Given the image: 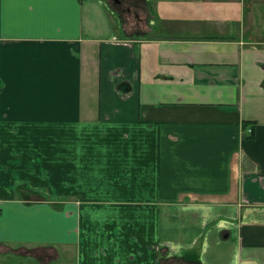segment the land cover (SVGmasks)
I'll list each match as a JSON object with an SVG mask.
<instances>
[{
  "label": "crops",
  "instance_id": "obj_1",
  "mask_svg": "<svg viewBox=\"0 0 264 264\" xmlns=\"http://www.w3.org/2000/svg\"><path fill=\"white\" fill-rule=\"evenodd\" d=\"M186 1L0 0V264H264V0Z\"/></svg>",
  "mask_w": 264,
  "mask_h": 264
},
{
  "label": "rangeland",
  "instance_id": "obj_2",
  "mask_svg": "<svg viewBox=\"0 0 264 264\" xmlns=\"http://www.w3.org/2000/svg\"><path fill=\"white\" fill-rule=\"evenodd\" d=\"M107 4L109 6L110 9V13L112 18L115 21H119L120 19L122 20L121 16H125L127 15V19H129L127 21V24L130 25L132 24L131 27L135 28V27H140V23H141V17L144 16V14L141 13L140 10V6L141 3L143 4L145 0H117L119 2V4H117V2H115L114 0H106ZM131 1V2H130ZM182 4L181 7L183 8L182 12H177L174 14V19L172 20L173 24H178V22L180 21V25L185 23H191L193 18H196L198 16V14L192 13V10L194 8V6L191 8V10L189 11L188 6L191 4V2H188L186 0H180ZM222 2V1H221ZM130 6V7H129ZM131 9V10H130ZM240 9V8H239ZM129 11V12H127ZM240 11V10H239ZM203 17L201 18L204 22L208 23H213L214 25H221V21H222V14L217 12L215 15H213L212 19L209 17V14H201ZM236 15V14H234ZM247 16H245V19H248V14L246 13ZM207 16V19H206ZM162 18V17H161ZM183 18L186 19L185 21H183ZM160 19V16H159ZM164 19L162 18V20H158L159 22L162 23ZM194 21V20H193ZM190 29H185V30H180L179 33L182 35L184 33H189ZM22 192V191H21ZM22 195H24L27 198H30L32 196L29 195L28 193H22ZM39 197V196H38Z\"/></svg>",
  "mask_w": 264,
  "mask_h": 264
},
{
  "label": "trees",
  "instance_id": "obj_3",
  "mask_svg": "<svg viewBox=\"0 0 264 264\" xmlns=\"http://www.w3.org/2000/svg\"><path fill=\"white\" fill-rule=\"evenodd\" d=\"M37 198H39V199H44L42 196H39V197H37ZM30 253H34V252L31 251ZM44 258H45V254H41L39 259L43 260Z\"/></svg>",
  "mask_w": 264,
  "mask_h": 264
},
{
  "label": "built area",
  "instance_id": "obj_4",
  "mask_svg": "<svg viewBox=\"0 0 264 264\" xmlns=\"http://www.w3.org/2000/svg\"><path fill=\"white\" fill-rule=\"evenodd\" d=\"M247 135H249V136H252L253 135V129H251V128H249V129H247Z\"/></svg>",
  "mask_w": 264,
  "mask_h": 264
},
{
  "label": "flooded vegetation",
  "instance_id": "obj_5",
  "mask_svg": "<svg viewBox=\"0 0 264 264\" xmlns=\"http://www.w3.org/2000/svg\"><path fill=\"white\" fill-rule=\"evenodd\" d=\"M114 1L118 3V1H117V0H114Z\"/></svg>",
  "mask_w": 264,
  "mask_h": 264
}]
</instances>
